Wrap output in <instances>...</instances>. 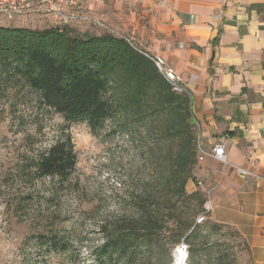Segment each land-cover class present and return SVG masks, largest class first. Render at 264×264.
I'll use <instances>...</instances> for the list:
<instances>
[{
    "label": "trees",
    "instance_id": "obj_1",
    "mask_svg": "<svg viewBox=\"0 0 264 264\" xmlns=\"http://www.w3.org/2000/svg\"><path fill=\"white\" fill-rule=\"evenodd\" d=\"M150 56L130 39L107 31L79 33L70 24L0 25V91L21 94L16 103H36L68 123L86 122L95 134L112 122L113 133L148 139L158 131L174 142L165 162L158 143L145 144L155 185L134 196L136 215L103 226L95 264H133L140 248L159 242L165 228L179 235L192 232L193 218L206 202L200 190L188 194L186 188L199 163L191 98L173 89ZM76 164L67 132L32 158L30 168L38 177L66 178ZM186 198H198V208L182 211ZM188 258L194 264L192 251Z\"/></svg>",
    "mask_w": 264,
    "mask_h": 264
},
{
    "label": "rangeland",
    "instance_id": "obj_2",
    "mask_svg": "<svg viewBox=\"0 0 264 264\" xmlns=\"http://www.w3.org/2000/svg\"><path fill=\"white\" fill-rule=\"evenodd\" d=\"M32 18L0 16V25L41 27ZM70 25L79 33L106 31L89 22ZM113 34L145 50L131 34L118 30ZM19 95L9 89L0 91V264H95L103 226L136 215L134 196L155 185L145 144L158 143L163 159L174 142L158 131L148 139L113 133L112 122L95 134L86 122L68 123L36 103H16ZM67 132L77 152L75 170L66 178L38 177L30 168L31 159ZM186 188L188 194L200 190L206 202L210 199L199 163ZM198 200L183 199L182 211L198 208ZM203 210L204 206L195 214L197 226L192 232L185 229L179 235L165 228L159 242L140 248L133 264H174L173 250L183 240L189 245L188 254L194 253V264H248L245 238L236 228L212 220V211L198 223ZM187 215L184 212V219ZM185 264H191L190 258Z\"/></svg>",
    "mask_w": 264,
    "mask_h": 264
},
{
    "label": "crops",
    "instance_id": "obj_3",
    "mask_svg": "<svg viewBox=\"0 0 264 264\" xmlns=\"http://www.w3.org/2000/svg\"><path fill=\"white\" fill-rule=\"evenodd\" d=\"M83 9L175 70L201 144H225L227 162H199L210 217L245 238L248 264H264V0H88Z\"/></svg>",
    "mask_w": 264,
    "mask_h": 264
},
{
    "label": "built area",
    "instance_id": "obj_4",
    "mask_svg": "<svg viewBox=\"0 0 264 264\" xmlns=\"http://www.w3.org/2000/svg\"><path fill=\"white\" fill-rule=\"evenodd\" d=\"M87 1L88 0H0V16H4L10 20L20 16L28 18L34 17L41 20H50L54 24L89 22L107 32H115L107 23L92 15L91 12H87L83 9ZM150 57L156 63L159 71L170 82L174 90L187 93L185 88L181 85L175 70L168 66L165 60L156 56ZM207 157L227 162L225 144L218 143L212 149H207L201 144L198 138V161L201 162ZM239 173L243 177L255 175V173L246 168H239ZM212 209L213 205L211 199H209L205 203L202 215L197 219V222H203L206 219L207 213L211 212ZM188 248L189 245L185 241L180 242L173 250L174 257L176 251L180 250L184 253L186 261L188 258Z\"/></svg>",
    "mask_w": 264,
    "mask_h": 264
},
{
    "label": "bare ground",
    "instance_id": "obj_5",
    "mask_svg": "<svg viewBox=\"0 0 264 264\" xmlns=\"http://www.w3.org/2000/svg\"><path fill=\"white\" fill-rule=\"evenodd\" d=\"M174 264H185V255L182 251H176Z\"/></svg>",
    "mask_w": 264,
    "mask_h": 264
}]
</instances>
